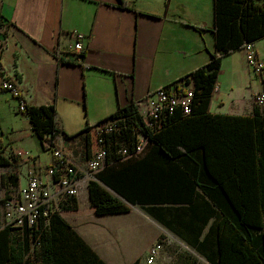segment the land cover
Instances as JSON below:
<instances>
[{
  "label": "crops",
  "instance_id": "crops-1",
  "mask_svg": "<svg viewBox=\"0 0 264 264\" xmlns=\"http://www.w3.org/2000/svg\"><path fill=\"white\" fill-rule=\"evenodd\" d=\"M125 1L127 7L119 0H0V62L19 82L27 105H55V146L79 165L95 147L89 151L81 131L184 78L209 62L215 49L213 13L204 12L201 0ZM74 31L85 36L81 58L73 50ZM255 45L264 56V40ZM247 55L242 49L223 59L219 75H230L219 77L211 113L255 114L254 96L264 90V80L249 67ZM17 106L0 86V124L14 134L7 145L0 141L10 161L0 166V191L8 195L27 183L31 171L47 178L54 162ZM206 180L200 155L171 159L151 143L139 158L97 174L96 181L131 210L97 214L89 182L76 197L77 209L61 207L69 197L57 208L107 264H146L157 242L162 249L155 264H216L220 191L207 192Z\"/></svg>",
  "mask_w": 264,
  "mask_h": 264
},
{
  "label": "trees",
  "instance_id": "trees-1",
  "mask_svg": "<svg viewBox=\"0 0 264 264\" xmlns=\"http://www.w3.org/2000/svg\"><path fill=\"white\" fill-rule=\"evenodd\" d=\"M119 1L121 6L127 7L125 0ZM212 30L215 49L209 62L174 82L186 80L192 83L195 98L190 115L185 116L181 109H177L166 119L160 131L152 132L144 127L137 113L138 103L132 102L101 122L121 119L120 141L126 142L131 148L136 141L134 130H143L149 136L148 146L152 143L160 153L171 159L183 155H200L207 173L203 187L209 193L210 189L220 191L219 198L215 196L222 211L218 223L219 259L216 264H264V111L256 106L253 116L210 112L223 59L244 49L246 43L256 44L264 38V0H213ZM83 53L78 57H83ZM25 114L44 147H56L55 137L60 130L56 122L55 105H27ZM93 127L88 126L80 132L86 134L90 152L95 144L91 132ZM4 150L5 147L0 150V166L10 163L3 155ZM111 159H118V156L110 157L109 161ZM89 190L97 214L131 210L129 204L99 181L91 180ZM61 207L77 209L76 196L69 197ZM0 264L107 262L56 208L49 216H41L32 228L19 230L0 226ZM133 264H140V260Z\"/></svg>",
  "mask_w": 264,
  "mask_h": 264
},
{
  "label": "built area",
  "instance_id": "built-area-1",
  "mask_svg": "<svg viewBox=\"0 0 264 264\" xmlns=\"http://www.w3.org/2000/svg\"><path fill=\"white\" fill-rule=\"evenodd\" d=\"M73 50L78 54L84 52V34L74 31ZM248 65L253 72L264 80V56L256 49L254 42L246 43ZM80 58V57H79ZM192 82V79L190 80ZM152 91L138 103L137 113L144 123V127L152 132L160 131L166 119L181 109L185 116L193 112L195 94L192 83L180 81ZM0 86L18 100L17 111L25 113L27 102L19 82L7 72L0 62ZM218 86L215 88L217 91ZM254 102L264 111V90L254 96ZM121 119H110L94 125L91 132L94 135L95 147L84 165H79L75 157L62 148L51 149L54 162L46 168V176L31 171L28 181L15 192L5 197L3 202V222L1 227L11 226L19 230L32 228L41 216H49L55 210L59 201L64 197H77L85 184L97 180V174L110 164H114L131 157L142 155L150 140L142 130H134L136 141L131 148L126 142L120 141L122 135ZM13 156L20 157L22 152H13ZM118 156V159L109 158ZM162 244H154L147 257L146 264H155Z\"/></svg>",
  "mask_w": 264,
  "mask_h": 264
},
{
  "label": "rangeland",
  "instance_id": "rangeland-1",
  "mask_svg": "<svg viewBox=\"0 0 264 264\" xmlns=\"http://www.w3.org/2000/svg\"><path fill=\"white\" fill-rule=\"evenodd\" d=\"M204 3V12L205 10L208 11V14H212L213 13V0H201ZM190 4L195 3L196 0H189ZM264 40V38H262V41ZM229 73H222L221 75H219V77H221L222 79H227L229 78ZM219 79V78H218ZM240 87L244 88L245 87V82L243 84L240 85ZM15 133V132H14ZM14 136L13 132L7 128V126H2L0 124V141L4 142V145H7L9 142V139H11ZM14 149H22L21 146H13ZM66 152V151H65ZM33 154H36V150L30 152ZM71 155V154H70ZM7 193H1L0 191V226L2 225L3 222V202L5 197H7ZM33 247L31 248V252H33Z\"/></svg>",
  "mask_w": 264,
  "mask_h": 264
}]
</instances>
